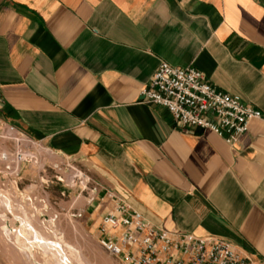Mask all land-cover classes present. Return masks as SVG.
<instances>
[{"label":"crops","instance_id":"1","mask_svg":"<svg viewBox=\"0 0 264 264\" xmlns=\"http://www.w3.org/2000/svg\"><path fill=\"white\" fill-rule=\"evenodd\" d=\"M160 59L260 116L232 144L184 130L140 99ZM0 122L92 181L106 204L84 208L96 238L123 198L151 225L264 264V0H0Z\"/></svg>","mask_w":264,"mask_h":264},{"label":"built area","instance_id":"2","mask_svg":"<svg viewBox=\"0 0 264 264\" xmlns=\"http://www.w3.org/2000/svg\"><path fill=\"white\" fill-rule=\"evenodd\" d=\"M140 99L164 106L184 130L209 129L229 144L247 129L249 119L260 116L237 95L207 82L199 69L162 59L140 89ZM98 229V243L125 264H262L223 238L151 225L123 198L101 215Z\"/></svg>","mask_w":264,"mask_h":264},{"label":"rangeland","instance_id":"3","mask_svg":"<svg viewBox=\"0 0 264 264\" xmlns=\"http://www.w3.org/2000/svg\"><path fill=\"white\" fill-rule=\"evenodd\" d=\"M11 126L0 122V194L7 191L14 209L30 216V227L37 228L42 239L36 242V251L49 254V258L62 257L70 264H125L98 243L100 237L96 238L93 229L84 222V208H96L99 203V209H103L106 205L93 198L92 181L75 162L55 152H49L54 154L51 160L46 151L37 148L41 144L29 140L18 130L15 133L24 140L5 136L4 128ZM49 209L54 215L46 213ZM33 214L35 216L31 217ZM0 264H13L2 248Z\"/></svg>","mask_w":264,"mask_h":264},{"label":"bare ground","instance_id":"4","mask_svg":"<svg viewBox=\"0 0 264 264\" xmlns=\"http://www.w3.org/2000/svg\"><path fill=\"white\" fill-rule=\"evenodd\" d=\"M15 131L16 130L12 127L4 128L5 136L15 140L22 138V136L17 135ZM10 199L12 200V197L9 198L7 191H4L3 195L0 194V248L10 257L11 262H13V264H34L35 261V264H44V262L47 261V264H62L61 261H63V264H70L69 261H64L62 257L61 259H58L59 257L57 258V256L49 258V254L42 255L36 251L35 245L36 242L42 240L41 236H39L37 228L36 231L33 230L34 228L32 229L30 227V216H27L24 212L20 213L16 211L14 209L16 207H14ZM44 204L45 203H43V205ZM13 210L15 213H13ZM46 213L49 216L54 215L50 209ZM13 214L14 216L12 217ZM34 216L35 214L31 217ZM7 225H10V227H7ZM9 241L14 242L10 244ZM21 242H24L25 245L23 243L21 244Z\"/></svg>","mask_w":264,"mask_h":264}]
</instances>
